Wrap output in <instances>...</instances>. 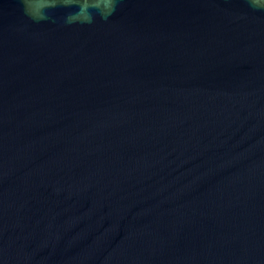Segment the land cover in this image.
Returning a JSON list of instances; mask_svg holds the SVG:
<instances>
[{
	"label": "water",
	"instance_id": "1",
	"mask_svg": "<svg viewBox=\"0 0 264 264\" xmlns=\"http://www.w3.org/2000/svg\"><path fill=\"white\" fill-rule=\"evenodd\" d=\"M76 10L0 0V264H264V2Z\"/></svg>",
	"mask_w": 264,
	"mask_h": 264
},
{
	"label": "clouds",
	"instance_id": "2",
	"mask_svg": "<svg viewBox=\"0 0 264 264\" xmlns=\"http://www.w3.org/2000/svg\"><path fill=\"white\" fill-rule=\"evenodd\" d=\"M257 2L258 0H249L250 6L256 5ZM117 3L118 0H45V9L71 8L75 5L77 10L66 13L65 22L72 23L79 20L82 23H91L97 15L101 18L112 15L116 10ZM89 9H98L99 13L90 12ZM43 18V15L39 18L33 17V19Z\"/></svg>",
	"mask_w": 264,
	"mask_h": 264
}]
</instances>
